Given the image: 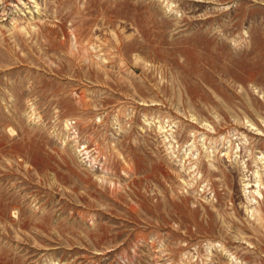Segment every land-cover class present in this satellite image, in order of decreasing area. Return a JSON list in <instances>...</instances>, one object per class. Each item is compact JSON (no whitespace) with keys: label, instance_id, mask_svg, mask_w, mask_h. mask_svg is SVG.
Listing matches in <instances>:
<instances>
[{"label":"rangeland","instance_id":"obj_1","mask_svg":"<svg viewBox=\"0 0 264 264\" xmlns=\"http://www.w3.org/2000/svg\"><path fill=\"white\" fill-rule=\"evenodd\" d=\"M0 264H264V0H0Z\"/></svg>","mask_w":264,"mask_h":264}]
</instances>
